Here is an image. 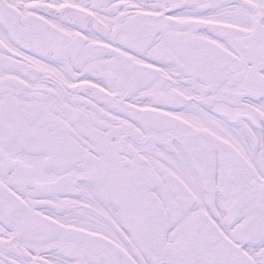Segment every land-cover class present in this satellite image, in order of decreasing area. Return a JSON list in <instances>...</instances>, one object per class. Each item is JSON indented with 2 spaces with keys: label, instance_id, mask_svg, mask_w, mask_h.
I'll list each match as a JSON object with an SVG mask.
<instances>
[{
  "label": "snow or ice",
  "instance_id": "6c2138e0",
  "mask_svg": "<svg viewBox=\"0 0 264 264\" xmlns=\"http://www.w3.org/2000/svg\"><path fill=\"white\" fill-rule=\"evenodd\" d=\"M0 264H264V0H0Z\"/></svg>",
  "mask_w": 264,
  "mask_h": 264
}]
</instances>
